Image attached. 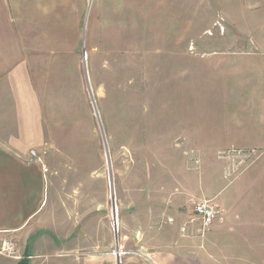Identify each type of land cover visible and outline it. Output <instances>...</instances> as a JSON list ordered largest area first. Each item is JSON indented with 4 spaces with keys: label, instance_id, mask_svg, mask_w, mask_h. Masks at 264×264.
<instances>
[{
    "label": "rangeland",
    "instance_id": "rangeland-1",
    "mask_svg": "<svg viewBox=\"0 0 264 264\" xmlns=\"http://www.w3.org/2000/svg\"><path fill=\"white\" fill-rule=\"evenodd\" d=\"M78 7L72 0L65 22L76 21ZM80 15L86 31L71 43L79 56L56 60L68 67L61 84L70 89V132L39 150L53 176L49 208L72 226L96 217L105 246L142 227L149 206L190 213L234 193L239 164L264 161L246 98L264 81L255 45L264 0H84ZM247 241L264 243V234Z\"/></svg>",
    "mask_w": 264,
    "mask_h": 264
},
{
    "label": "crops",
    "instance_id": "crops-1",
    "mask_svg": "<svg viewBox=\"0 0 264 264\" xmlns=\"http://www.w3.org/2000/svg\"><path fill=\"white\" fill-rule=\"evenodd\" d=\"M77 1V19L71 24L64 19L72 0H0V247L12 242L17 251L15 258L0 257V264H256L264 243L248 242L247 236L264 234V211L251 210L264 209V161L239 164L234 193L222 201L218 195L209 199L218 200L224 221L207 231L206 242L197 241L202 232L192 222L194 207L187 213L148 205L138 218L142 227L128 226L119 241L112 238L105 246L96 217L89 226H72L65 212L49 208L51 167L48 161L32 162L30 152L48 143L56 146L64 137L54 134L70 132V89L61 82L68 67L56 60L79 56L71 43L80 42L86 23L80 15L84 0ZM262 31L255 45L264 58ZM56 70L58 86L52 80ZM246 98L254 107L255 134H263L259 149L264 160V81L252 86ZM241 177L248 179L243 185ZM112 249L128 254L114 258L108 254Z\"/></svg>",
    "mask_w": 264,
    "mask_h": 264
},
{
    "label": "built area",
    "instance_id": "built-area-1",
    "mask_svg": "<svg viewBox=\"0 0 264 264\" xmlns=\"http://www.w3.org/2000/svg\"><path fill=\"white\" fill-rule=\"evenodd\" d=\"M32 162L43 164L42 155L38 151H31ZM194 219L192 222L200 221L202 228L200 232H207L215 223L224 221V211L215 200H203L194 206ZM114 258H120L128 254L126 251L113 249L108 253ZM15 258L17 251L12 242H4L0 247V257Z\"/></svg>",
    "mask_w": 264,
    "mask_h": 264
},
{
    "label": "trees",
    "instance_id": "trees-1",
    "mask_svg": "<svg viewBox=\"0 0 264 264\" xmlns=\"http://www.w3.org/2000/svg\"><path fill=\"white\" fill-rule=\"evenodd\" d=\"M21 264H24V262H22Z\"/></svg>",
    "mask_w": 264,
    "mask_h": 264
}]
</instances>
